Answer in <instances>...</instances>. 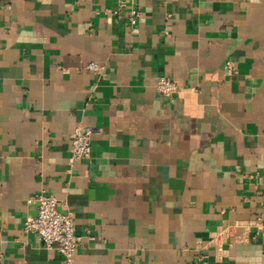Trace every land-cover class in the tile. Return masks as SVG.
<instances>
[{"label": "crops", "instance_id": "1", "mask_svg": "<svg viewBox=\"0 0 264 264\" xmlns=\"http://www.w3.org/2000/svg\"><path fill=\"white\" fill-rule=\"evenodd\" d=\"M42 191L77 264H264V0H0V264H63Z\"/></svg>", "mask_w": 264, "mask_h": 264}, {"label": "built area", "instance_id": "2", "mask_svg": "<svg viewBox=\"0 0 264 264\" xmlns=\"http://www.w3.org/2000/svg\"><path fill=\"white\" fill-rule=\"evenodd\" d=\"M139 12L133 9L131 12V24L138 23ZM93 70L103 69L96 62L89 64ZM229 70L233 66H227ZM157 91L165 96H175L179 86L174 78L163 76L157 82ZM98 134V130L90 124L80 123L72 138L71 164L82 161L91 155L92 140ZM38 203V214L25 222V230L32 232L50 248H55L63 258V264H77L76 252L81 244L82 238L75 233L74 218L72 213H62L58 210V200L44 191L35 195Z\"/></svg>", "mask_w": 264, "mask_h": 264}]
</instances>
